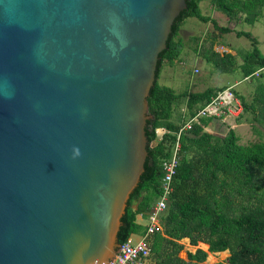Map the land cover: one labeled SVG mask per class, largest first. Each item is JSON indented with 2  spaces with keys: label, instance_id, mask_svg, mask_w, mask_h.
<instances>
[{
  "label": "water",
  "instance_id": "95a60500",
  "mask_svg": "<svg viewBox=\"0 0 264 264\" xmlns=\"http://www.w3.org/2000/svg\"><path fill=\"white\" fill-rule=\"evenodd\" d=\"M187 9L0 0V264H109L152 170L146 97Z\"/></svg>",
  "mask_w": 264,
  "mask_h": 264
},
{
  "label": "trees",
  "instance_id": "16d2710c",
  "mask_svg": "<svg viewBox=\"0 0 264 264\" xmlns=\"http://www.w3.org/2000/svg\"><path fill=\"white\" fill-rule=\"evenodd\" d=\"M261 1L264 3V0H246L244 3L243 8L250 16L245 18L247 23H251L252 17L256 15L250 9ZM186 4L188 9L177 19L167 38L151 92L146 97L147 114L154 115L156 125L159 111H162L158 105L162 100H165L162 105H166L185 98V108L191 115L216 90L222 88L206 87L201 92L179 94L156 81L162 61H171L179 53L180 44L173 37L185 18L194 17L202 23L210 22L221 32L230 31L218 26L211 17L201 14L197 0H186ZM220 5L228 16L236 13L233 8ZM235 35L255 43V39L246 31H236ZM201 54L219 71L225 72L230 67L226 60L230 57L228 54L219 56L213 51ZM257 66L264 68V57L251 52L244 56L240 69L247 76L252 75V70ZM234 94L241 102L242 111L250 110L254 120L264 122V84L259 86L251 103L245 102L236 92ZM152 124L151 116L147 147L152 170L131 212L123 240L130 233L141 231L142 226L135 222V216H145L160 192V163L169 156L173 136L165 133L154 145H150L155 138ZM177 125L166 123L164 128L172 132ZM189 133L180 139L179 158L171 178L172 189L161 216L160 229L150 236V264H206V252L198 248L193 252L185 251L184 258L179 256L183 248L180 240L183 238L190 245L198 242L206 244L210 253L227 251L223 262L212 264H264V144H237L231 129L221 138L201 132L197 126ZM186 151L189 157L183 160L181 156Z\"/></svg>",
  "mask_w": 264,
  "mask_h": 264
},
{
  "label": "rangeland",
  "instance_id": "374dc122",
  "mask_svg": "<svg viewBox=\"0 0 264 264\" xmlns=\"http://www.w3.org/2000/svg\"><path fill=\"white\" fill-rule=\"evenodd\" d=\"M246 0H197V5L201 14L214 19L220 27L228 28L229 32H221L215 29L210 22L202 23L194 17H187L179 26L174 40L180 44L179 53L171 61L163 60L159 69L157 83L164 85L173 90L175 93L201 92L206 87H225L233 86V92L242 96L243 100L251 103L255 93L259 90V86L264 84V68L254 67L252 75L243 80L240 66L243 64L245 55L251 52H257L264 57V3L255 5L253 10L256 15L252 17L251 23L245 21L246 16L250 17L248 12L243 8ZM220 4H225L229 8L235 10L234 16H228ZM236 31H246L254 39L255 43L243 36H236ZM213 51L220 55L228 54L227 64L230 67L225 72L219 71L212 65V62L206 61L201 52ZM196 69V70H195ZM171 112L177 114L179 118H185L188 111L185 106V98H180L175 101ZM162 111L167 110V106H162ZM180 108H183L181 111ZM153 128L155 138L150 145H154L159 138V120L152 114ZM253 114L250 110L242 111L236 119V126L231 130L236 136V143L249 146L254 143L264 144V122L253 119ZM180 120V119H179ZM225 124L216 125L211 128L212 134L216 137H223L226 133ZM164 128V127H163ZM211 134V133H209ZM189 157L186 151L181 158L185 160ZM182 242V243H181ZM183 245L179 252L181 258L185 257L187 249L186 241L181 240ZM227 251L214 252L205 256L204 262L212 264L216 261L223 262L227 256ZM152 263L149 257L146 264Z\"/></svg>",
  "mask_w": 264,
  "mask_h": 264
},
{
  "label": "built area",
  "instance_id": "2783aa9c",
  "mask_svg": "<svg viewBox=\"0 0 264 264\" xmlns=\"http://www.w3.org/2000/svg\"><path fill=\"white\" fill-rule=\"evenodd\" d=\"M250 75L243 76V80ZM241 112L242 105L233 92V86H225L216 90L193 114L182 118L178 122L176 130L169 132L165 128H159L158 139H161L165 133H170L173 136V140L170 143L169 156L162 159L160 163L162 171V175L159 178L160 192L145 216L141 214L135 216V222L142 226L141 231L130 233L119 244L115 254L109 260V264H146L150 255V236L160 229L161 216L165 211L168 196L172 189L171 178L179 158L181 137L190 135L189 131L195 126L199 127L201 132L211 134L212 131L210 129L222 123L227 125L225 131L232 129L237 125L235 122ZM183 239L186 241L187 246L185 251L193 252L198 248L205 251L206 255L211 254L207 251L206 244L198 242L195 245H190L187 239Z\"/></svg>",
  "mask_w": 264,
  "mask_h": 264
},
{
  "label": "crops",
  "instance_id": "0c3cea01",
  "mask_svg": "<svg viewBox=\"0 0 264 264\" xmlns=\"http://www.w3.org/2000/svg\"><path fill=\"white\" fill-rule=\"evenodd\" d=\"M164 102H165V100H162L160 102V104L158 105L159 109H161V106H167L168 108L165 111H159L161 120H159V124H158L159 127L158 128H163L166 123L177 124L179 119H180L179 115L177 114L176 119L174 120L175 115L171 112V109H173L174 104H172L171 102H168V104L162 105V103H164ZM180 109H181V111L183 110V108H180Z\"/></svg>",
  "mask_w": 264,
  "mask_h": 264
},
{
  "label": "clouds",
  "instance_id": "9594fccd",
  "mask_svg": "<svg viewBox=\"0 0 264 264\" xmlns=\"http://www.w3.org/2000/svg\"><path fill=\"white\" fill-rule=\"evenodd\" d=\"M76 155H79V152H78V150H77V152L75 153Z\"/></svg>",
  "mask_w": 264,
  "mask_h": 264
}]
</instances>
